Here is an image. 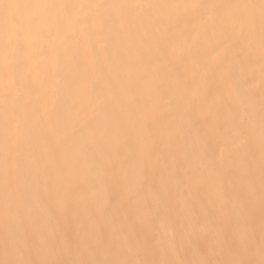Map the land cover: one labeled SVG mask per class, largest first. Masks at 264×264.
Listing matches in <instances>:
<instances>
[{"label": "snow or ice", "instance_id": "snow-or-ice-1", "mask_svg": "<svg viewBox=\"0 0 264 264\" xmlns=\"http://www.w3.org/2000/svg\"><path fill=\"white\" fill-rule=\"evenodd\" d=\"M133 26L145 29L153 38L149 58L139 67L143 90L121 86V80L109 62L96 65V79L81 81L78 92L92 97L91 119L66 123L55 100H48L66 87L65 75L59 71L61 57L51 47L52 41L71 43L86 29L102 32L110 27L116 32ZM42 42L36 47V41ZM259 48L261 71L264 74V0L258 3H70L49 0H0V168L3 171L4 203L2 216L5 227L4 259L0 264H264V227L260 241V259H212L225 253L252 254L248 221L251 210L246 197L237 204L233 192L240 180L225 163L221 143L224 123L221 110H241L240 127L249 126L248 113L240 103L245 70L255 63L254 51ZM67 51V49H66ZM94 57V49H90ZM64 63L80 67L75 56L65 55ZM57 71L53 74L52 68ZM111 77L114 86L103 96L96 94L97 85ZM147 93L145 98L144 93ZM123 97H134L138 115L129 114ZM167 106L168 113L155 119L157 109L152 98ZM143 101V102H142ZM184 108L189 113L186 126L195 131L199 148L189 152L184 147L188 137L184 129L171 123L174 111ZM168 121L165 139L176 146L177 154L162 157L153 127ZM125 124L135 131L140 126L147 132L141 148V164L133 188L120 200L132 204L130 211L137 222L146 227L155 239L154 246L176 259L160 261L128 259H41L25 260L17 255L18 241L10 222L25 214L30 226L39 231L44 221L32 214L37 201L35 193L44 191L50 197L52 212L63 199L76 200L81 189L70 183L77 172L81 175L116 166L118 160L97 153L96 149L115 127ZM88 130L92 135H88ZM47 137L54 142L59 160L51 170L38 160L26 159L25 146L29 137ZM126 145L122 158H126ZM91 157V159H89ZM154 161L160 179L145 167L143 161ZM163 159V164L161 160ZM165 175L168 180H165ZM261 202L264 208V117L261 124ZM199 189L198 213L180 215L176 209L173 189L181 186ZM150 194V200L139 196ZM118 209L106 200L93 206V214L109 218ZM164 216L173 222L159 224L164 239L154 230ZM85 238L76 249L78 256H89L97 244L92 232L81 227ZM187 237L185 241L184 237ZM180 248L176 247L177 239ZM166 240V244H165ZM202 242L201 258L188 261L179 258L180 251H191L193 242ZM211 241V242H209Z\"/></svg>", "mask_w": 264, "mask_h": 264}, {"label": "bare ground", "instance_id": "bare-ground-1", "mask_svg": "<svg viewBox=\"0 0 264 264\" xmlns=\"http://www.w3.org/2000/svg\"><path fill=\"white\" fill-rule=\"evenodd\" d=\"M19 2H32V0H19ZM49 2H61V0H49ZM70 3H105L127 4L140 2L153 3H189L193 0H62ZM203 3H258L259 0H196ZM153 45V38L145 35V29L133 26L129 30L116 32L110 27L102 32L86 29L84 34L71 43L52 41L51 47L61 57L59 71L65 75L66 87L60 88L55 94L49 93L47 99L55 100L57 108L61 111L62 119L66 123H79L91 119L90 106L92 97L78 92L77 85L81 81L96 79V65L104 66L111 63L114 71L119 74L121 86L130 87L134 91L143 90L139 79L138 67L143 60L149 58V52ZM42 42L37 40L36 47H41ZM67 49V51H66ZM94 49V57L90 51ZM65 55L75 56L80 61V67L74 64L64 63ZM255 63L245 70L242 96L240 103L248 113L250 124L239 133L241 110L229 107L221 110V119L224 126L221 130V143L224 146L225 163L237 176L240 183L233 192V199L237 204L246 197V207L251 210V219L247 227L250 234L252 254H218L210 258L228 260L234 258L259 260L260 241L262 227H264V208L261 202L262 177H261V124L264 117V74L261 71V63L258 45L254 51ZM54 74L57 69L52 68ZM114 86L111 77L102 80L97 85L96 94L103 96ZM145 98L147 93H144ZM123 102L129 106V114L135 118L139 109L136 107L134 97H123ZM143 102V101H142ZM157 109L155 119H159L168 113L167 106L162 105L154 97L149 102ZM189 113L184 108L174 111V119L171 123L184 129V135L188 137V143L184 146L187 151L195 152L199 148L195 131L189 130L186 122ZM168 121L153 127L152 132L158 138L162 157L169 154H177L176 146H169L165 139V129ZM2 128V121H0ZM88 135L92 131L88 130ZM147 132L138 126L135 131L121 123L115 127L103 143L97 147V153L118 160L116 166H110L102 171H93L91 175L75 173L70 178V183L81 189V196L76 200L66 203L61 199L52 212L53 203L44 191L35 193L37 201L32 214L43 220L44 225L39 230H34L25 214L10 222V227L18 241L17 255L25 260L41 259H128L160 261L164 259H176L177 257L165 253L164 245L154 246L155 239L145 226L137 222V217L130 211L132 204L120 200L121 196L134 187L136 176L140 170L141 148ZM126 145V158H122V147ZM26 159L30 163L38 160L42 167L53 169L59 160V153L53 141L47 137H29L25 146ZM91 159V157H89ZM145 167L153 171L155 179H160L159 167H154V161L145 159ZM163 164V159L161 160ZM165 180L168 176L165 175ZM139 196L150 200V194L141 191ZM176 209L180 215L198 213L200 201L199 189L193 185L186 188L183 185L177 190L173 189ZM106 200L115 206L120 202V207H114V214L109 218L98 217L93 214V206L103 205ZM4 203L3 171L0 168V259H4L5 227L2 216ZM172 217L164 216L154 227V230L164 239L159 224L172 223ZM89 229L97 241L93 253L89 256L75 254L77 245L84 240L85 233L81 227ZM185 241L187 237H184ZM211 242V241H209ZM166 244V240H165ZM181 240L178 238L176 247L180 248ZM202 242H193L191 251H180L179 258L196 261L202 257Z\"/></svg>", "mask_w": 264, "mask_h": 264}]
</instances>
